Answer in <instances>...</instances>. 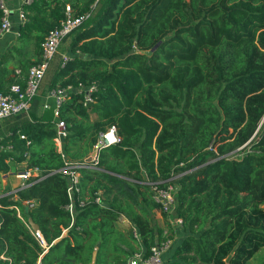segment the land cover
<instances>
[{"label": "trees", "instance_id": "trees-1", "mask_svg": "<svg viewBox=\"0 0 264 264\" xmlns=\"http://www.w3.org/2000/svg\"><path fill=\"white\" fill-rule=\"evenodd\" d=\"M67 5L87 18L62 39V60L29 113L0 120V264H127L177 228L187 235L165 264H248L264 248V0H35L19 38L40 59L22 62L24 74ZM9 72L0 65V76ZM79 84L96 86L95 102L70 94L59 152L48 93ZM113 126L121 142L81 170L73 216L72 183L58 171L85 162ZM34 168L27 189L3 182ZM170 183L172 215L152 196L153 184Z\"/></svg>", "mask_w": 264, "mask_h": 264}, {"label": "built area", "instance_id": "built-area-1", "mask_svg": "<svg viewBox=\"0 0 264 264\" xmlns=\"http://www.w3.org/2000/svg\"><path fill=\"white\" fill-rule=\"evenodd\" d=\"M35 0H22L16 13L19 17V25L25 24L27 21V15L24 10V6L30 5ZM0 7L3 12L1 25H0V38L14 31V23L12 20L13 11L8 5L7 0H0ZM87 15L74 16L70 5H67L65 11V18L60 21L59 25L56 26L44 41L41 43V62L29 69L26 86L23 87L19 83L12 84L10 89L6 93L0 92V120H4L8 117L18 115L21 113H29L31 108L32 99L38 95L45 75L50 67L52 60L55 58L59 52V47L61 45L62 39L68 35L71 31L76 29L85 19ZM70 60L69 55H63V64ZM21 71L18 72L20 74ZM96 86H85L79 84L77 87L71 85L66 88H58L50 93L49 98L53 99L55 102V107L53 109L54 116L57 119L58 136L55 142L58 147L61 146V137H66V124L64 121L59 120L60 109L63 104L68 101L69 96L73 92L84 93V105L92 104L95 102L93 93L96 91ZM50 108L45 104L44 109ZM24 138V136L22 137ZM121 142V137L118 135V130L115 126L110 127L106 132L100 135V140L94 147L93 160H98L100 152L107 147L112 145H118ZM61 152V150H59ZM91 156V155H90ZM90 167L89 164L85 162H67L63 168L58 172L64 177H67L71 181V186L69 187L68 194L71 203L67 206V210L74 216V196L75 192H80L78 187L81 179V170ZM39 176V170L37 168L22 172L17 175V178L21 180L18 185L20 189H27L31 187L37 177ZM153 199L160 205L161 211L165 214L172 215L175 213L177 207V188L173 184H167L165 186L152 185ZM97 203L101 202L100 198L96 200ZM183 223L182 219L172 220V225H181ZM27 227L32 232L33 236L46 247L45 239L40 230H33V228L27 224ZM169 232L164 231V236H168ZM137 237V232H135ZM173 239L163 240L161 243L157 244L151 249L149 255H145L144 251L136 252L127 262V264H165L164 253L167 252L172 244ZM0 260H5L4 255L0 256Z\"/></svg>", "mask_w": 264, "mask_h": 264}, {"label": "crops", "instance_id": "crops-1", "mask_svg": "<svg viewBox=\"0 0 264 264\" xmlns=\"http://www.w3.org/2000/svg\"><path fill=\"white\" fill-rule=\"evenodd\" d=\"M21 1L22 0H7L9 7L13 11L12 20L14 23V31L0 38V65L2 64V66L7 67V69L10 71L9 73H5V74H2V76H0V89L1 88L6 89V90L8 89V91L10 89V86L12 84H15L16 81L19 82L23 79L27 80L28 73L24 74V72H22V62H24L25 60L36 61L37 59H40V54H38L35 51L34 42L32 40L26 41L24 39L19 38L20 37V34H19L20 25H19V17L16 11ZM60 61L56 62L54 58L50 64V67L46 75L50 74L52 71H55L58 65L60 64ZM19 71H21L20 74H18ZM14 79H15V82H14ZM39 93H41L40 90H39ZM48 94L50 95V93ZM58 148L62 150V145ZM2 149H3V145L0 143V150ZM92 153L90 155H92ZM3 182L5 184L6 179H4ZM155 215H157L155 219L156 221L155 223L158 226L162 227L165 231H167L165 219L162 213L160 211H155ZM125 220H126L124 221V223H126L125 226L129 227L130 222L127 219ZM186 235L187 234L185 233L183 229L177 228L175 232V238L173 239L174 241H173L171 248L167 252L164 253V259H166V262L173 261L174 252L176 248L182 243ZM39 264H42V263L39 262Z\"/></svg>", "mask_w": 264, "mask_h": 264}, {"label": "rangeland", "instance_id": "rangeland-1", "mask_svg": "<svg viewBox=\"0 0 264 264\" xmlns=\"http://www.w3.org/2000/svg\"><path fill=\"white\" fill-rule=\"evenodd\" d=\"M60 60H62V54L60 52H58L57 55L55 56V61L56 62H59ZM53 73H54V71H52L50 74H47L48 76L47 75L45 76V78L43 80V83H42V86H41V89H40L41 91L44 89L45 84L50 79V77L52 76ZM53 109H54V107L51 108L50 110H48V112H47L48 116L51 115V114H53ZM58 146L59 145H57V147ZM59 150H60V148H59ZM17 175L18 174H11V175L7 176L5 178L6 179V182L8 180L12 186H17L18 184L21 183V180L19 178H17ZM156 216L157 215H154V219H156ZM124 221H126V220L123 219V218H121L120 222H121V225L122 226H125L126 225V223H124ZM67 232L68 231H65L64 232V235L65 236L67 235ZM248 264H264V248L261 249Z\"/></svg>", "mask_w": 264, "mask_h": 264}, {"label": "water", "instance_id": "water-1", "mask_svg": "<svg viewBox=\"0 0 264 264\" xmlns=\"http://www.w3.org/2000/svg\"><path fill=\"white\" fill-rule=\"evenodd\" d=\"M65 141V137H61V142L63 143ZM92 156H89V158L86 160V162L89 164L93 161ZM29 225L33 228V230H39V225L34 223L32 220H29Z\"/></svg>", "mask_w": 264, "mask_h": 264}]
</instances>
